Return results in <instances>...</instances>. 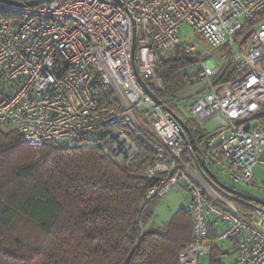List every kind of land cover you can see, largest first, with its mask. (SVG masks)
Returning <instances> with one entry per match:
<instances>
[{
	"label": "built area",
	"instance_id": "obj_1",
	"mask_svg": "<svg viewBox=\"0 0 264 264\" xmlns=\"http://www.w3.org/2000/svg\"><path fill=\"white\" fill-rule=\"evenodd\" d=\"M10 1L23 5L0 2V130H15L18 141L33 148L92 147L97 134L106 133L101 155L122 167L140 154L133 135L158 157L145 173L158 182L148 200L180 181L190 191L185 212L193 239L180 264H201L228 240L238 243L234 264H264V209L240 212L238 200L200 167L201 161L211 170L220 164L234 182L260 187L253 171L264 168V0ZM185 24L231 60L204 63L202 88L158 104L137 73L163 89L157 73L163 58L178 50L199 57L198 43L181 36ZM229 64L238 76L221 84ZM193 96V121L213 126L202 141L183 137L185 122L171 108Z\"/></svg>",
	"mask_w": 264,
	"mask_h": 264
},
{
	"label": "trees",
	"instance_id": "obj_2",
	"mask_svg": "<svg viewBox=\"0 0 264 264\" xmlns=\"http://www.w3.org/2000/svg\"><path fill=\"white\" fill-rule=\"evenodd\" d=\"M196 62L179 50L163 58L157 64L163 89L149 82L148 88L160 101L180 99L197 84L196 74L187 72ZM237 76L229 64L221 84ZM190 128L196 141L206 138L196 122ZM105 135L97 134L92 147L33 148L21 144L15 130H0V264H180V253L193 239L185 206L164 233L142 230L159 198L147 199L158 182L145 174L157 154L131 135L140 154L129 167L119 166L101 155ZM237 203L251 213L252 205ZM210 240L217 241L213 230ZM222 243L208 264H224Z\"/></svg>",
	"mask_w": 264,
	"mask_h": 264
},
{
	"label": "rangeland",
	"instance_id": "obj_3",
	"mask_svg": "<svg viewBox=\"0 0 264 264\" xmlns=\"http://www.w3.org/2000/svg\"><path fill=\"white\" fill-rule=\"evenodd\" d=\"M183 39L194 40L199 45V57L196 58L197 62L191 68L188 69L189 74H196L197 84L189 91V93L196 92L203 87L204 82L200 80L201 68L204 63L213 61L217 65L224 64V60H231L229 52L224 48H213L207 42H205L199 34H197L193 29L185 24L181 28ZM154 87L160 85V81L153 83L150 82ZM197 96L189 97L188 99L180 101L177 105L171 106L173 110L182 118V120L189 124L192 127L194 123L192 116L189 111L191 106L196 102ZM197 124V122H196ZM199 126L204 130H211L213 126L204 127L198 123ZM12 130V129H11ZM4 131H9V129H4ZM212 172L216 177L226 186L235 189L237 191L243 192L247 195H250L254 198L264 201V191L260 190V187H264V168L257 166L253 173L254 176L260 185V187H246L243 184L234 182L231 179L230 173H225L223 165H214ZM158 200L152 203L154 210L153 219L148 222L146 225L142 226L143 232L147 231H157L164 233L166 223L170 221L172 216L177 213L181 208H183L190 199V191L184 181H180L177 186L171 189L165 196L156 198ZM156 202V203H155ZM238 206V205H237ZM238 209L240 212L245 213L247 216H250V212L246 213L242 209ZM226 243H224L225 249ZM204 262V258L201 260ZM227 259H224V264H227Z\"/></svg>",
	"mask_w": 264,
	"mask_h": 264
},
{
	"label": "water",
	"instance_id": "obj_4",
	"mask_svg": "<svg viewBox=\"0 0 264 264\" xmlns=\"http://www.w3.org/2000/svg\"><path fill=\"white\" fill-rule=\"evenodd\" d=\"M48 1H51V0H32V1L27 2V5L36 6V5H39V4L48 2ZM0 2L5 3V4L23 5L21 3H15V2L10 1V0H0ZM137 78H138L139 82L141 83L142 87L144 88V90L148 93V95H150L158 104H162V102L156 97V95L148 88L147 84L141 79V77L138 75V73H137ZM181 133H182L183 137H185V138L188 137L192 141H194V137H193L191 129L183 122H181ZM200 167L202 169L204 176L207 179H209L222 192L234 197L238 201H243L245 203H249L252 206H259V207L264 209V201L263 200L254 198L250 195H247L243 192L232 189V188L226 186L225 184H223L216 177V175L212 172V170L208 167V165L206 164L205 161L200 162Z\"/></svg>",
	"mask_w": 264,
	"mask_h": 264
},
{
	"label": "crops",
	"instance_id": "obj_5",
	"mask_svg": "<svg viewBox=\"0 0 264 264\" xmlns=\"http://www.w3.org/2000/svg\"><path fill=\"white\" fill-rule=\"evenodd\" d=\"M224 243L225 242L222 243L223 250L228 254L224 259H227V264H234L238 258V244L236 241H227V249H225ZM208 262L209 259L204 258V262L201 261V264H208Z\"/></svg>",
	"mask_w": 264,
	"mask_h": 264
}]
</instances>
